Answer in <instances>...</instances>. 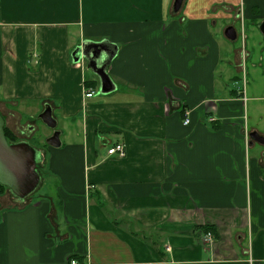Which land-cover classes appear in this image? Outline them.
Here are the masks:
<instances>
[{
	"label": "crops",
	"instance_id": "crops-1",
	"mask_svg": "<svg viewBox=\"0 0 264 264\" xmlns=\"http://www.w3.org/2000/svg\"><path fill=\"white\" fill-rule=\"evenodd\" d=\"M173 2L0 0L5 127L45 105L62 125L60 147L33 144L58 201L0 190V264H264V0ZM100 41L103 95L71 58Z\"/></svg>",
	"mask_w": 264,
	"mask_h": 264
},
{
	"label": "water",
	"instance_id": "water-1",
	"mask_svg": "<svg viewBox=\"0 0 264 264\" xmlns=\"http://www.w3.org/2000/svg\"><path fill=\"white\" fill-rule=\"evenodd\" d=\"M182 1L174 0L172 5L174 13L180 9ZM259 30L264 37V21L259 25ZM224 35L229 40L236 39V31L232 26L225 29ZM116 53V45L107 41L85 42L73 50L71 58L74 63L84 61L86 67L99 80V93L107 94L115 89L107 73V67ZM38 118L50 129L56 128V119L52 116L49 105H45ZM4 128L5 120L0 114V185L23 200L39 186L40 175L37 166L39 153L29 142L19 140L10 143L5 136ZM250 139L264 145V136L257 132H251ZM46 143L54 148L60 147V132L55 129L46 139Z\"/></svg>",
	"mask_w": 264,
	"mask_h": 264
},
{
	"label": "rangeland",
	"instance_id": "rangeland-1",
	"mask_svg": "<svg viewBox=\"0 0 264 264\" xmlns=\"http://www.w3.org/2000/svg\"><path fill=\"white\" fill-rule=\"evenodd\" d=\"M87 73H91L92 74V72L90 70H88V69H87ZM251 76L247 77V84H246L247 94H246V98H251L253 96V92H254L255 80H253ZM237 82L239 84L238 85L239 86V90H242L244 88L243 75L240 76V78H239V80ZM261 82L263 83L264 80H262ZM96 92H97V95L98 94L100 95L99 90H97ZM101 95H103V94H101ZM263 103H264V101H263ZM251 104H252V101H251V99H249V101L247 103L249 108H250ZM35 113H28L27 115H23L22 122H20L19 120L15 121V118L9 119V122L14 125V129L16 131L15 136H16L17 140H27L31 144H38V142H39L40 147H42V145H45L43 148L45 150H47V152H49L50 150H52V148L50 146L46 145L45 141H46L47 136L51 133V129L49 127H47L38 118V115L41 112L37 114V117L35 119H31L32 122H28L29 120L26 117V116L34 117V116H36ZM29 124H32V125L34 124L33 125V130L28 128ZM56 127H57L58 131L61 129L62 125L60 124V122L57 123ZM41 167L42 166L40 165L39 168H41ZM39 168H38V171H39ZM39 175H40V173H39ZM43 178H44V181L42 180L43 183L41 182V184H39V186L35 189V191L25 198L26 200L35 201L40 196L44 195L46 197L53 198L54 201H58L57 192L55 191V187L59 186L58 177L56 176V177H54L52 179L47 177L48 181H46V178H45L44 175H43Z\"/></svg>",
	"mask_w": 264,
	"mask_h": 264
},
{
	"label": "built area",
	"instance_id": "built-area-1",
	"mask_svg": "<svg viewBox=\"0 0 264 264\" xmlns=\"http://www.w3.org/2000/svg\"><path fill=\"white\" fill-rule=\"evenodd\" d=\"M92 94H93V90L90 89L89 91L86 92L85 96H86L87 98H89V97L92 96ZM188 123H189V118H188V117L184 118L183 124H184V125H187ZM107 153H108L109 155H115V156H117V157L123 158V157H125V155H126L125 145H124L123 143H121V142L112 143V144L108 147V149H107ZM212 238H213V234H212V232H210V231H206V232L204 233V241H205V242H208V241L212 240ZM70 264H76V263H75V261H72V260H71V261H70Z\"/></svg>",
	"mask_w": 264,
	"mask_h": 264
},
{
	"label": "trees",
	"instance_id": "trees-1",
	"mask_svg": "<svg viewBox=\"0 0 264 264\" xmlns=\"http://www.w3.org/2000/svg\"><path fill=\"white\" fill-rule=\"evenodd\" d=\"M4 133H5V136L7 138V140L10 142V143H15L19 140L16 139V136L8 129V128H4ZM30 143V142H29ZM31 144V143H30ZM33 146V144H31ZM47 145V144H46ZM34 147V146H33ZM35 148V147H34ZM2 189H6L5 187H3L2 185H0V190ZM207 228H205L206 230Z\"/></svg>",
	"mask_w": 264,
	"mask_h": 264
},
{
	"label": "flooded vegetation",
	"instance_id": "flooded-vegetation-1",
	"mask_svg": "<svg viewBox=\"0 0 264 264\" xmlns=\"http://www.w3.org/2000/svg\"><path fill=\"white\" fill-rule=\"evenodd\" d=\"M54 130H55V129H52V133L54 132ZM22 141H26V142H29V141H27V140H22Z\"/></svg>",
	"mask_w": 264,
	"mask_h": 264
}]
</instances>
